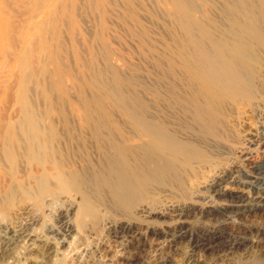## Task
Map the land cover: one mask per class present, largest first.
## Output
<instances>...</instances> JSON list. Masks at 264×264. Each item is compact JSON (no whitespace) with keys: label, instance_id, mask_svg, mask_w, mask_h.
<instances>
[{"label":"rangeland","instance_id":"rangeland-1","mask_svg":"<svg viewBox=\"0 0 264 264\" xmlns=\"http://www.w3.org/2000/svg\"><path fill=\"white\" fill-rule=\"evenodd\" d=\"M263 11L264 0H0V166L5 169L0 185L13 180L15 186L11 194L1 195L0 206L6 209L0 210L2 224L15 222L7 214L10 206L31 204L21 220L25 229L43 236L50 229L71 235L68 244H59L62 252L57 264H116L110 258L121 252L136 253L139 262L134 264H155L162 255L171 257L169 264H188L187 256L194 251L190 242L173 250L162 238L138 236L123 251L119 240L126 244L131 237L116 238L105 222L136 218L151 229L168 230L177 221L166 212L167 201L183 207L203 206L220 169L252 172L246 154L263 160L257 141L264 133ZM219 43L235 44L236 50L245 53L243 58L236 55L242 58L240 83L245 91L223 90L212 104L198 96L206 116L199 120L194 99L200 84L193 79V71L205 53L198 49ZM228 52L221 53L234 57V52ZM132 114L152 121H156L153 116L167 119L180 132L175 140L178 146L193 150V157L171 174L144 179L127 206L106 209L100 205L95 222L88 220L82 227L85 231L77 226L75 231L73 208L80 198L63 187L57 190L56 183L45 179L49 162L79 157L86 165L95 154H87L85 146L96 149L101 145L98 138L122 142L130 127L127 116ZM135 123L140 126L133 125L138 132L142 125ZM85 137L96 145L88 147ZM128 150L123 149L127 154ZM92 197L96 202L98 196ZM138 202L145 203L152 214H135L132 208ZM224 203L215 199L211 204ZM209 220L197 215L186 225L200 233L217 226ZM50 235L58 243L60 235ZM263 252L255 251L253 257L239 253L233 260L201 252L197 257L203 264H247ZM29 260L20 255L16 264H30Z\"/></svg>","mask_w":264,"mask_h":264},{"label":"bare ground","instance_id":"bare-ground-1","mask_svg":"<svg viewBox=\"0 0 264 264\" xmlns=\"http://www.w3.org/2000/svg\"><path fill=\"white\" fill-rule=\"evenodd\" d=\"M195 40L196 39L191 34L190 42L191 44H194V46L196 43ZM226 45L227 44L225 43H219L217 45L212 44V48H208V50L206 48L198 49L199 53H205L202 54L204 59L200 61V63H195L194 68L196 69L193 71V79H197L200 84L198 89L195 88L198 95L196 96L197 98L194 99L195 112L199 120L206 119L203 108L204 106H202L199 101L200 97H203L202 100L206 104H212L211 102L214 101V99H219L222 96L223 90H227L229 93L234 91V94H240V91H245V88L242 87L240 83L243 75V64L240 60L243 57H246L245 53L236 50L235 44L234 46L233 44H230V46ZM227 50L234 52V57H224L221 52L226 51L227 53ZM212 52L215 54L212 55ZM236 55L242 58L237 59ZM207 56H209V58ZM188 64L193 66L194 63L189 60ZM144 105L147 106V103L144 102ZM147 116L149 117V115ZM152 118H155L156 121L146 119L145 117L136 118L133 114L127 116L130 127H128L129 131H125L128 135L127 137L124 136V138H122V142H117L115 139H109L110 141H104L105 143L102 141V144V142H100L102 138L97 137V140L101 139L98 141L101 145L95 149L96 146L94 145L96 144H90L92 142L88 137H85L87 141L89 140L88 147L89 145L94 146L93 150H88L85 146L86 153L91 156L95 154L92 160L88 159L89 163H86V165H83L85 162L80 163L78 160L79 157L77 159L78 161L76 158H73L72 160L62 163L57 160H50L49 163H51V168L48 166L49 171L45 170V179L48 180L50 184H53L51 182H54V184L56 183L57 190L63 187V190L66 193L72 192L71 195L80 198L79 205L73 208V213H75L73 214L75 215V227L82 228L86 225L88 220L91 221V219L99 217V215L96 214V210L100 205H105L106 209L113 208V206L114 208L127 206L133 192L142 186L144 179L149 177L153 178L155 174L159 173L165 176L168 173L171 174L175 171L178 164L181 162L186 163L189 158L191 159L193 157V150L191 151L187 147L183 148L178 146L175 140L180 136V132L174 128L173 124V127L170 126L171 123H169L167 119L161 120L158 116H153ZM117 122L119 121L117 120ZM135 122H139L138 124L142 125V128L138 129V132L135 131L133 126L136 124ZM123 124L125 123L123 122ZM144 124H147L152 128H148L146 125L144 127ZM125 125L129 126L127 124ZM122 126L124 127V125ZM136 127L140 126L137 125ZM122 129L123 128L119 129V131H122ZM82 137L84 139V136ZM186 138L188 139L190 136H187ZM257 141H259L258 145L260 146L259 148L263 160H256L252 154H246L245 159L249 160L248 164L251 165L250 167L254 170H252V172L243 171L237 174L238 170L231 172L227 169H220V173L213 177V182L211 186H209L211 188L209 190L210 192L208 191V194L204 195V200H206V202H204L205 205L199 207H183L180 204L171 201L166 202V212L168 211L176 219V226L171 227L168 230L151 229V227L143 224V222H140L136 218H132L133 220H126L124 218L116 220L109 218L105 222L107 225L106 227L113 230L116 238L118 237L121 239L123 236L128 238L131 237L126 244L123 240H119L123 251H125L124 249H126L128 243L132 241L134 237L136 238L138 236L147 237L150 235L157 239L162 238L163 240L161 242H169V245L171 246L172 244L175 248H173V250H177L179 245L182 247V244L185 241H188L192 245V250H194L187 256L188 264H203L204 261L198 259L199 256L197 257V253L200 254V252L203 255L219 259L221 257L230 256L229 259L231 260H233L232 258L239 253L246 257H253V255H256L254 254L255 251L261 253L264 251V223L262 222L264 217V133ZM80 147L84 148L81 145ZM48 148L50 149V146ZM125 148H129L128 154L123 151ZM67 149L69 150L70 148ZM24 150L26 149L23 148V151ZM76 150L78 151V149ZM92 153L94 154L92 155ZM75 155H77V153ZM3 165L6 166L5 164ZM4 170L5 169L0 166V175L2 174L5 176ZM19 170L21 171V169ZM37 177L35 178L37 179ZM80 177H82L81 180ZM3 180L1 182H3ZM12 181L8 180V183L6 181L5 183L7 184L4 183V186L3 183L0 185L2 186L0 187V198L3 192L7 195L13 192V187L15 186H12ZM61 193L60 190V194ZM93 194L97 195V198L100 201L97 199V201L94 202L91 199ZM215 199H223L226 203L214 206L211 203L214 202ZM30 209L31 204L27 202L15 204L12 207L10 206L7 213L13 220H15L14 224L11 222L2 224L0 220V264H16L20 259V255L29 258L30 264H57L56 259L59 257L60 252H62L59 251V244L60 246L68 244V240L71 237L70 233L64 234L63 232V234H60L61 232L50 229L48 236H43L32 230L29 231L25 229L21 220L29 213ZM0 210H3L4 212L6 209L4 210V208H1L0 206ZM132 211L137 215L152 214V210H150L145 203L141 202L136 203L132 208ZM197 215L215 221L217 226L213 230L207 229L200 233L193 232L192 228H189L188 225H186V222L190 217L192 218ZM236 220H238V222L234 223ZM242 220H247L249 223H242ZM65 225H63V227ZM77 227L75 228V231H77ZM239 229L243 232H240ZM83 230L85 231V229ZM50 234L60 235L57 237L58 243L55 242L54 238H52L53 236ZM158 243L160 242L158 241ZM33 255L35 256L34 258L31 257ZM262 255H257L258 257L255 256L256 258H252V261L250 263L247 262V264H264V258H262ZM114 256L115 257L110 258L111 263L134 264L139 262V257L136 253H129L128 255L127 253L125 254L124 252H121ZM170 258V256L162 255L157 257L155 264H169L172 262Z\"/></svg>","mask_w":264,"mask_h":264}]
</instances>
